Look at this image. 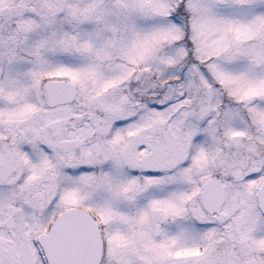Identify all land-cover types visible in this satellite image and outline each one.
Instances as JSON below:
<instances>
[{
  "label": "snow or ice",
  "instance_id": "obj_1",
  "mask_svg": "<svg viewBox=\"0 0 264 264\" xmlns=\"http://www.w3.org/2000/svg\"><path fill=\"white\" fill-rule=\"evenodd\" d=\"M0 264H264V0H0Z\"/></svg>",
  "mask_w": 264,
  "mask_h": 264
}]
</instances>
